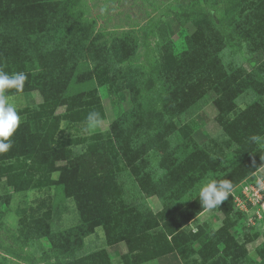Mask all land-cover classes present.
I'll return each instance as SVG.
<instances>
[{"label":"trees","instance_id":"16d2710c","mask_svg":"<svg viewBox=\"0 0 264 264\" xmlns=\"http://www.w3.org/2000/svg\"><path fill=\"white\" fill-rule=\"evenodd\" d=\"M66 2L0 0V67L10 75L18 72L27 75L23 92L34 90L38 81V87L43 86L44 93L54 96V103L51 102L56 106L65 104L70 116L75 105L79 104L86 117L95 110L101 117L104 111L95 88L81 91L77 96H67L46 84L47 80H40L41 69L48 67L44 64L37 66L44 52L57 48L59 56L73 60L84 53L83 47L74 42L62 44L71 27ZM245 3L259 12L258 19L247 31L252 70L244 74L227 68L219 55L225 47L224 38L219 31L212 29L210 21L205 20L197 22L195 31L186 37V49L180 53L172 73L164 78L168 88H172L165 100V109L173 112L183 125L182 116L194 117L207 103L206 94L211 95L219 110L217 121L228 136L226 143L230 150L221 159L202 152L194 142L192 148L187 149L189 152L181 157L179 165L161 162L155 171L146 170L147 165L142 169L139 163L145 159L148 161L147 133L136 132L131 145L117 124H113L109 137L96 138L83 151L75 152L55 139L60 116L43 108L28 113L29 120L22 122L10 138V150L0 153L1 160H13L0 167V175H6V182L17 191L54 186L56 195L73 198L80 221L68 230L67 239L74 235L89 236L101 226L107 245L126 244L127 250L121 255L123 264H144L170 253H176L183 264H214L217 255L228 258L231 264L247 260L245 245L233 236L228 226L231 195L217 207L229 213L220 228L207 234L200 229L199 232L193 231L190 224L205 210L195 193L200 189L199 183L203 186L210 180L227 179L236 186L264 166V150L250 139L254 135L264 136V111L247 106L230 118L219 100L220 95L227 101L233 100L238 93L249 88L248 83L257 75L259 67H264V0H239L238 7ZM158 35L162 40L168 39L164 23L158 27ZM126 42L128 46L122 51L129 56L133 41ZM113 52L118 53V48ZM61 65L54 67L52 73L60 72ZM68 68L75 72V66ZM9 69L12 72H8ZM73 78L74 73L64 76L60 82L62 89ZM172 79H178L176 82L181 83L182 88L177 90ZM7 94L17 92L9 89ZM47 104L51 103L42 105ZM139 113V108L131 110L130 119ZM58 160L65 163L58 165ZM126 168L140 200L130 198L120 180V174ZM175 169L181 171L178 176ZM56 171L60 172L59 177L53 178ZM152 196L162 204L156 213L140 202ZM36 228L41 229L39 225ZM200 239L203 244L195 248L194 244ZM219 244L222 245L220 249ZM260 252L264 258V245ZM100 256L108 258L112 264L106 248L100 251Z\"/></svg>","mask_w":264,"mask_h":264},{"label":"rangeland","instance_id":"374dc122","mask_svg":"<svg viewBox=\"0 0 264 264\" xmlns=\"http://www.w3.org/2000/svg\"><path fill=\"white\" fill-rule=\"evenodd\" d=\"M65 1L71 27L62 44L74 42L83 47L84 53L73 60L59 56L57 48L44 52L37 66L44 64L48 67L41 69L40 80H47L46 84L67 96H77L81 91L95 88L104 115L100 117L95 110L94 113L99 114V123L92 126L89 116L86 117L83 108L76 104L70 116L67 106L61 103L54 105L52 93H44L43 86L38 87L36 81L34 90L9 95L18 106L22 122L29 120L28 113L38 109L44 108L48 113L52 111L60 116L55 139L75 152L83 151L96 138L109 137L113 124L123 129L125 140H130L131 145L136 132L147 133L148 161L145 159L139 163L142 169L147 165L146 170L155 171L161 162L179 165L181 157L189 152L187 149L194 142L202 152L217 159L229 152L228 136L217 121L219 110L211 95L206 94L207 103L194 117L182 116L183 125L173 112L171 114L165 109V100L172 88H168L164 78L172 73L180 53L186 49V37L195 31L197 22L205 20L210 21L212 29L219 31L224 38L225 47L219 55L227 68L244 74L252 70L247 31L259 17L256 8L248 3L238 7L239 0ZM162 23L168 30L167 40L160 39L158 35V27ZM126 41H133L129 56L122 51L128 46ZM116 48L118 53L113 52ZM60 65V72L52 73L54 67ZM70 65L75 66V72L68 68ZM257 72L249 81V88L238 93L233 100L227 101L225 96H219L230 118L247 106L264 111V67H259ZM73 73L74 78L62 89V78ZM172 81L178 90L181 83L176 82L178 79ZM44 102L51 104L42 105ZM137 108L140 113L130 119V111ZM11 161L0 159V167ZM64 163V160L57 161L58 165ZM123 170L120 180L127 188V195L136 199L139 194L127 173L129 169ZM175 170L178 176L181 171ZM59 173L54 172L52 177L58 178ZM256 175L255 172L235 186V196L229 205V230L245 245L249 257L239 264H264L260 254L264 245V210L257 215V209L264 205V191L259 192L261 199L254 206L252 194L254 190L259 191L255 184ZM6 178V175H0V264H111L108 258L100 256V251L106 246L113 256L117 247L106 244L101 226L89 236L74 235L67 239L68 230L80 221L73 198L64 199L62 195H56L54 186L17 191L6 182ZM195 193L198 194L199 190ZM140 202L149 208L154 207L153 202L147 199ZM227 215V211L217 208L205 209L193 226L197 232L211 234L223 225ZM38 225L40 230L47 232L38 230ZM201 244L202 239L194 247ZM221 247L219 244L218 249ZM173 256L172 262L165 263L159 259L144 264H183L177 254ZM117 260L121 263L120 258ZM115 263L114 259L112 264ZM214 264L231 263L228 258L217 255Z\"/></svg>","mask_w":264,"mask_h":264},{"label":"clouds","instance_id":"9594fccd","mask_svg":"<svg viewBox=\"0 0 264 264\" xmlns=\"http://www.w3.org/2000/svg\"><path fill=\"white\" fill-rule=\"evenodd\" d=\"M27 75L24 72L8 74L0 70V153H5L12 147L11 137L18 130L22 123V117L19 114L18 106L10 96L7 90L15 89L17 93L24 91ZM88 120L92 126L99 123V114L90 113ZM258 148L264 150V137L254 135L251 138ZM256 189L253 191V205L255 206L261 199L259 192L264 191V168H261L255 177ZM235 196V186L231 180H210L200 187L198 198L203 209L212 210L226 201L229 196ZM183 201V200H181ZM264 210V205L257 209V215ZM264 219V217H262Z\"/></svg>","mask_w":264,"mask_h":264},{"label":"crops","instance_id":"0c3cea01","mask_svg":"<svg viewBox=\"0 0 264 264\" xmlns=\"http://www.w3.org/2000/svg\"><path fill=\"white\" fill-rule=\"evenodd\" d=\"M256 174H257V172H256ZM146 199H147V201L149 200V201L153 202L154 207L150 205L153 212L156 213V212H158L162 208V204H161L160 200L156 196L147 197ZM198 217L196 219H198ZM196 219H195V221H196ZM195 221L191 222L190 224L191 225H194L195 224ZM104 238H105V233H104ZM108 246H115V247H117V251H114V254H113L114 258H113V256L111 255L110 251L105 246V248L107 249V251L109 252V254H110L111 258H112V262L114 263V259H115V262H116L115 264H123L122 262L121 263H118V260L117 259L120 258V260H121V255L124 252H126V250H127L126 244L124 242H119V243H116L114 245H108ZM173 254H176V253H170V254L164 255V256H162V257H160L158 259H155V261L160 259L161 262H165V263L166 262H172V261H174V258H175L173 256Z\"/></svg>","mask_w":264,"mask_h":264},{"label":"built area","instance_id":"2783aa9c","mask_svg":"<svg viewBox=\"0 0 264 264\" xmlns=\"http://www.w3.org/2000/svg\"><path fill=\"white\" fill-rule=\"evenodd\" d=\"M240 199H237V201H239ZM193 231H196V229L194 228V226L192 225Z\"/></svg>","mask_w":264,"mask_h":264}]
</instances>
